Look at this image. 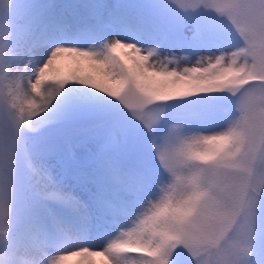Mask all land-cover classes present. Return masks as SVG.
Returning <instances> with one entry per match:
<instances>
[{"label": "snow or ice", "instance_id": "6c2138e0", "mask_svg": "<svg viewBox=\"0 0 264 264\" xmlns=\"http://www.w3.org/2000/svg\"><path fill=\"white\" fill-rule=\"evenodd\" d=\"M62 60L101 76L54 79ZM133 128L162 171L126 150ZM84 141L101 146L77 169L86 197L54 171ZM97 215L124 222L99 248ZM98 256L264 264V0H0V264Z\"/></svg>", "mask_w": 264, "mask_h": 264}, {"label": "rangeland", "instance_id": "374dc122", "mask_svg": "<svg viewBox=\"0 0 264 264\" xmlns=\"http://www.w3.org/2000/svg\"><path fill=\"white\" fill-rule=\"evenodd\" d=\"M37 4L44 5L50 2H54L58 9L64 10L66 6L69 5H86L93 0H35ZM146 2V0H119V3L127 10L135 11L138 8V5H142ZM202 51V50H201ZM186 54L189 55V51L185 50ZM202 53H207V51H202ZM201 53V54H202ZM183 56V54H182ZM192 59H195L196 56L192 55ZM38 118V117H37ZM210 126L208 129H210ZM207 130V129H206ZM29 141L30 143L37 140V134L29 133ZM87 141H84L79 144L76 148V155L80 158L78 163H73L70 160L67 161L66 166H57L54 171L59 175L61 179L65 182L66 187L69 189L75 190L78 194L83 197H86L88 194V190L81 185L77 179V169L84 166L89 162V157L92 154H97L100 151V148H93L91 146H86ZM131 149H138L142 155L143 162L147 165L151 171L156 174L158 171V162L155 161L150 153L148 145L144 140L143 132L140 129L133 128L131 135L129 136L128 145H126V150ZM166 179V175L164 177ZM26 199L22 198L19 207H18V215L21 221L24 220L26 217L29 208ZM124 227V222L121 221L120 223H113L110 220L106 219L103 216L97 215L91 226L88 228V233L93 232L94 236V243L92 246L94 247H103L104 244L107 242L105 236L107 235L108 238L114 237L118 234V230ZM92 231V232H91ZM58 254V253H54ZM185 264H191V261H186Z\"/></svg>", "mask_w": 264, "mask_h": 264}, {"label": "bare ground", "instance_id": "6f19581e", "mask_svg": "<svg viewBox=\"0 0 264 264\" xmlns=\"http://www.w3.org/2000/svg\"><path fill=\"white\" fill-rule=\"evenodd\" d=\"M149 46H153L151 45V43L149 42ZM172 52L175 53V55L177 56H182L186 54L185 50L180 49L179 47H175L171 49ZM202 51H207V50H202ZM202 51H200V55H209L211 54L209 51H207V53H202ZM202 53V54H201ZM165 54H168L167 51L165 52ZM185 66H189V65H185ZM75 72L78 75H87L89 73H93L96 74L98 78H100L101 73L98 69H96L95 67H93L90 63H76L73 62L71 60H62L59 62L57 68L53 71V78L54 79H69L71 77V74ZM207 130H213V127H211L210 129ZM87 145H85L83 148H85L86 146H91L93 148H100L101 146L97 143H93L90 141H87ZM63 253H58L57 255H60ZM80 257H70L69 260L66 262V264H79L80 262ZM96 261V264H105V259L104 257H95L94 258Z\"/></svg>", "mask_w": 264, "mask_h": 264}]
</instances>
